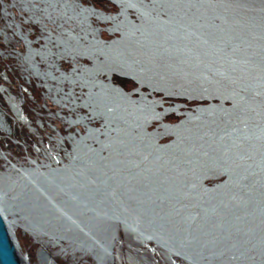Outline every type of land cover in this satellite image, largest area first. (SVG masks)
Masks as SVG:
<instances>
[{
    "label": "rangeland",
    "instance_id": "374dc122",
    "mask_svg": "<svg viewBox=\"0 0 264 264\" xmlns=\"http://www.w3.org/2000/svg\"><path fill=\"white\" fill-rule=\"evenodd\" d=\"M116 1L0 0V196L21 254L264 264V0ZM9 162L58 169L64 213L37 190L25 204Z\"/></svg>",
    "mask_w": 264,
    "mask_h": 264
},
{
    "label": "bare ground",
    "instance_id": "6f19581e",
    "mask_svg": "<svg viewBox=\"0 0 264 264\" xmlns=\"http://www.w3.org/2000/svg\"><path fill=\"white\" fill-rule=\"evenodd\" d=\"M117 2V1H116ZM118 2H123L122 4H124L125 3V1H123V0H118ZM118 2H117V6H118ZM81 9V8H80ZM141 16V15H140ZM127 69V68H126ZM129 70V69H128ZM87 98V97H86ZM13 107V110H14V112H15V114H16V117L18 118V119H21V113H20V111H19V109L16 107V106H12ZM130 111V110H129ZM154 116V115H153ZM150 119V118H149ZM152 120V119H151ZM0 125H1V127L3 128V129H7V126H6V124L4 123V121H3V117H2V115H0ZM86 126V125H85ZM108 128V127H107ZM109 130V129H108ZM87 131V130H86ZM107 132V131H106ZM260 132V131H259ZM77 134H78V132H77ZM256 134V133H255ZM67 138V137H66ZM79 139V138H78ZM75 144V143H74ZM83 145V144H82ZM74 148V147H73ZM120 148V147H119ZM122 149V148H121ZM124 150V149H123ZM122 150V151H123ZM71 152V151H70ZM46 155V154H45ZM67 156L68 155H66V158H67ZM45 157V156H44ZM49 158H51V160H53V157L52 156H48ZM71 159V158H70ZM74 159V158H73ZM93 159V158H92ZM54 160H58V158H55L54 157ZM68 160H69V158H68ZM75 160V159H74ZM46 161V160H45ZM10 163V162H9ZM30 163L32 164V166H35L34 165V161L33 160H30ZM46 163H48V162H46ZM11 164V163H10ZM40 164V163H39ZM53 164V163H52ZM84 164V163H83ZM46 166H47V164H46ZM62 166V165H61ZM78 166V165H77ZM11 167L12 168H14V170H16L17 172H19V173H21L22 174V176L23 177H25V179L27 180V184L26 185H29L30 186V188L32 189V191L31 192H26V193H24L25 195H24V197H25V199H26V202H25V204L26 203H28L27 202V199H32L33 197H35L36 196V191H34V190H37V191H39V193L40 192H42V193H44L43 195L44 196H46V194H47V190L49 189V188H53V189H55L54 190V192H56V191H58V192H61V193H63V194H65V197H64V200H66V197H67V195L69 194V185L67 186L65 183H62V181L64 180V179H62V178H60V176H59V170L58 169H54V170H51L50 172H47L46 174L45 173H43V172H39L38 171V176L37 175H32V176H28L27 174H26V172L24 171V170H22L21 168H19V167H17V166H15V165H13V164H11ZM36 168V167H35ZM34 168V169H35ZM146 169V168H145ZM151 170V169H150ZM64 172V171H63ZM62 172V173H63ZM65 173V172H64ZM52 174H56L55 176H52ZM81 175V174H80ZM95 176V175H94ZM59 178H60V181H59ZM41 179H43V180H45V182H43V183H41L40 182V180ZM72 179V178H71ZM86 182V181H85ZM41 183V184H40ZM60 185V186H59ZM135 185V184H134ZM137 185V184H136ZM220 185V184H219ZM59 186V187H58ZM80 186V185H79ZM104 186V185H103ZM133 188V187H132ZM90 191V190H89ZM71 192V191H70ZM135 192V191H134ZM72 193V192H71ZM106 193V192H105ZM132 193V192H131ZM129 194V193H128ZM137 196V195H136ZM48 197V196H47ZM85 197V196H84ZM122 197V196H121ZM46 198V197H45ZM72 198V197H71ZM105 198V197H104ZM143 198V197H142ZM47 199V198H46ZM141 199V198H140ZM139 199V200H140ZM48 201H49V203H51L50 202V200H49V198L47 199ZM61 200V199H60ZM31 201V200H30ZM47 201V202H48ZM126 201H127V199H126ZM138 201V200H137ZM16 204V203H15ZM52 204H55V203H53L52 202ZM51 204V205H52ZM50 205V206H51ZM16 206H18V205H16ZM53 206V205H52ZM55 206L56 207H58V212L59 213H64L63 212V210H61V208L58 206V205H56L55 204ZM21 207V206H20ZM47 207V206H46ZM49 207V206H48ZM142 207V206H141ZM36 208V207H35ZM99 208V207H98ZM0 210H1V213H2V215L4 216V220H5V222H6V225H7V227L9 228L8 229V231H9V237H10V240H12V242H13V246H14V250H15V253H16V257H17V259L18 260H20V264H29L28 263V261H27V258H26V256H23L22 254H21V252H20V248H19V245H18V242H17V240H16V237H15V233H14V230H13V228H12V224H13V221H11V220H9L8 219V213H13V212H16V210L13 208V206H11V205H5L4 203H3V197H1L0 196ZM124 211V210H123ZM134 212V211H133ZM88 213V212H87ZM147 214H149V213H147ZM61 215V214H60ZM11 216V215H10ZM20 216V215H19ZM66 216V215H65ZM190 216H192V215H190ZM12 217V216H11ZM18 217V216H17ZM20 218V217H19ZM22 218V217H21ZM139 218V217H138ZM144 218V217H143ZM22 220H23V218H22ZM146 220H148V219H146ZM145 220V221H146ZM150 220V219H149ZM185 220H188V219H186L185 218ZM28 221V220H27ZM31 221V220H30ZM29 222V221H28ZM127 222V221H126ZM63 224V223H62ZM68 224V223H67ZM133 225V224H132ZM145 225H147V224H145ZM24 227V226H23ZM69 227V226H68ZM30 229V228H29ZM32 229V228H31ZM30 229V230H31ZM146 229V228H145ZM72 230V229H71ZM82 231V230H81ZM127 231H129V230H127ZM83 232V231H82ZM130 232V231H129ZM38 234H40V233H38ZM138 234H141V235H138ZM159 234V233H158ZM35 235H36V233H35ZM42 235H43V233H42ZM132 235L140 242V243H142L144 246H147V242H149V241H152V242H154L155 244H157L158 246H161V247H163V248H165L166 250H168L169 252H170V254H174V252H173V250H171L170 248H169V246L168 245H166L165 243H162V242H160V240L159 239H157V240H154V239H152L153 237L152 236H149V234L148 235H145V234H143V232H140V231H138V230H136L135 231V234L134 233H132ZM161 236V235H160ZM163 236V235H162ZM170 245V244H169ZM81 246V245H80ZM171 246V245H170ZM82 248V247H81ZM98 248V247H97ZM85 249H87V250H90L91 248L89 247V246H87ZM102 252H103V254H108L109 253V251L105 248V247H100L99 248ZM98 256V255H97ZM105 257V256H104ZM181 257H185V256H183V255H181ZM99 258H101V257H99ZM106 258V257H105ZM202 258H204V257H202ZM187 259H189V258H187ZM189 260H191V259H189ZM40 261L42 262V264L43 263H45V264H48V263H50V261L49 260H47V258H46V255H45V253H44V251H41L40 252ZM99 262V261H98ZM99 263H101V262H99ZM53 264V263H52ZM101 264H103V263H101ZM189 264H191V263H189Z\"/></svg>",
    "mask_w": 264,
    "mask_h": 264
},
{
    "label": "water",
    "instance_id": "95a60500",
    "mask_svg": "<svg viewBox=\"0 0 264 264\" xmlns=\"http://www.w3.org/2000/svg\"><path fill=\"white\" fill-rule=\"evenodd\" d=\"M242 158H243V155H240L238 157V159H242ZM244 170H246L249 173H252V169H250L248 167H244ZM45 197L48 199L47 196H45ZM74 199L76 201L83 203L82 198L74 197ZM50 202H51V200H50ZM51 204H52V202H51ZM52 205L54 208H56V210H58V207H56L55 204H52ZM81 206L85 209H88L90 211V213H94V211H92L91 207H87V205L85 203H83ZM105 212H106V215L101 216V218H106L108 220L115 221V222L117 221L118 223H120L122 225V227L125 230H129L135 234L136 230H134V228L132 226H129L127 222L118 220L112 212H108L106 210H105ZM68 219H69V225L70 226H72L78 230H82L81 225L76 220L71 219V218H68ZM8 229L9 228L6 225V222L4 220V216L2 215L1 210H0V264H20V260H18L16 257L13 242H12V240H10ZM138 235H141V234H138ZM182 258L186 262H189L191 264H204L202 262H195L194 260H189L186 257H182Z\"/></svg>",
    "mask_w": 264,
    "mask_h": 264
},
{
    "label": "flooded vegetation",
    "instance_id": "af4514ba",
    "mask_svg": "<svg viewBox=\"0 0 264 264\" xmlns=\"http://www.w3.org/2000/svg\"><path fill=\"white\" fill-rule=\"evenodd\" d=\"M263 164H264V163H263ZM257 166H258V165H257ZM261 166H262V165H261ZM55 175H56V174H52V176H55ZM40 182L43 183V182H45V180L41 179ZM41 183H40V184H41ZM30 200L32 201V199H27V202H28V203L31 202Z\"/></svg>",
    "mask_w": 264,
    "mask_h": 264
}]
</instances>
